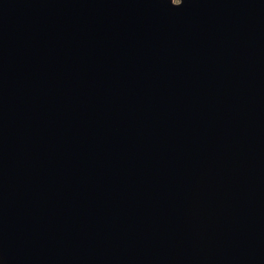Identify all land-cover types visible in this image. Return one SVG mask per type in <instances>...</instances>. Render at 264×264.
I'll return each mask as SVG.
<instances>
[{"label": "water", "instance_id": "1", "mask_svg": "<svg viewBox=\"0 0 264 264\" xmlns=\"http://www.w3.org/2000/svg\"><path fill=\"white\" fill-rule=\"evenodd\" d=\"M0 264H264V0H0Z\"/></svg>", "mask_w": 264, "mask_h": 264}, {"label": "rangeland", "instance_id": "2", "mask_svg": "<svg viewBox=\"0 0 264 264\" xmlns=\"http://www.w3.org/2000/svg\"><path fill=\"white\" fill-rule=\"evenodd\" d=\"M175 2H179V0H175Z\"/></svg>", "mask_w": 264, "mask_h": 264}]
</instances>
